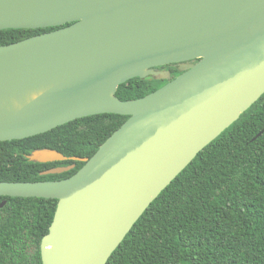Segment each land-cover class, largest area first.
<instances>
[{"label": "water", "instance_id": "1", "mask_svg": "<svg viewBox=\"0 0 264 264\" xmlns=\"http://www.w3.org/2000/svg\"><path fill=\"white\" fill-rule=\"evenodd\" d=\"M59 27L0 47V143L98 115L129 119L90 159L33 152L32 162L85 165L65 180L0 182V198L57 201L42 264H107L161 193L264 96V0H0V31ZM177 64L182 74L159 90L116 96L133 79H169L155 69Z\"/></svg>", "mask_w": 264, "mask_h": 264}, {"label": "trees", "instance_id": "2", "mask_svg": "<svg viewBox=\"0 0 264 264\" xmlns=\"http://www.w3.org/2000/svg\"><path fill=\"white\" fill-rule=\"evenodd\" d=\"M63 27L0 31V47ZM158 70L168 72L170 78L133 79L120 86L116 96L121 101L141 99L181 75L174 66ZM128 119L98 115L43 135L0 143V182L68 179L85 163L69 159L42 164L28 157L50 149L67 158L90 159ZM263 131L264 96L161 193L107 264H264ZM71 166L63 174H47ZM4 201L0 264H42L41 243L49 233L57 201L2 197L0 205Z\"/></svg>", "mask_w": 264, "mask_h": 264}, {"label": "flooded vegetation", "instance_id": "3", "mask_svg": "<svg viewBox=\"0 0 264 264\" xmlns=\"http://www.w3.org/2000/svg\"><path fill=\"white\" fill-rule=\"evenodd\" d=\"M170 66H174V67H177L178 68V70H179V64H177V65H170ZM159 68H157V69H155V70H157V71H163V72H166V71H164V70H158ZM181 74H182V72H181ZM180 76V75H179ZM149 78V77H148ZM4 202H6V201H4ZM2 204V203H1ZM5 205H6V203H5ZM4 205V206H5Z\"/></svg>", "mask_w": 264, "mask_h": 264}]
</instances>
